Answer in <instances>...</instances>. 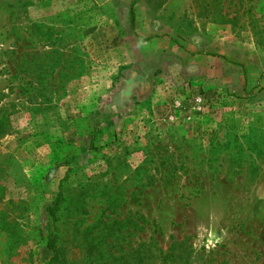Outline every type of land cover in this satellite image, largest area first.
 Returning a JSON list of instances; mask_svg holds the SVG:
<instances>
[{"label": "rangeland", "instance_id": "1", "mask_svg": "<svg viewBox=\"0 0 264 264\" xmlns=\"http://www.w3.org/2000/svg\"><path fill=\"white\" fill-rule=\"evenodd\" d=\"M144 242L264 264V0H0V264Z\"/></svg>", "mask_w": 264, "mask_h": 264}, {"label": "trees", "instance_id": "2", "mask_svg": "<svg viewBox=\"0 0 264 264\" xmlns=\"http://www.w3.org/2000/svg\"><path fill=\"white\" fill-rule=\"evenodd\" d=\"M182 246H186V244H184V240H180V241H173L171 243V245L166 249V254L163 257V262H170L171 260L175 259L174 257L177 255L174 250L175 249H179L182 248ZM141 249H140V244L138 245L137 250L134 251L135 254V258H136V263L138 264H151L150 263V257L154 258L155 252L153 251V249H151L150 244L149 243H143L141 244ZM188 249H190L189 251H191V246L188 245ZM187 252V250H186ZM189 253V252H187ZM188 259V258H186ZM186 259H184V261H186ZM176 264V263H175Z\"/></svg>", "mask_w": 264, "mask_h": 264}]
</instances>
